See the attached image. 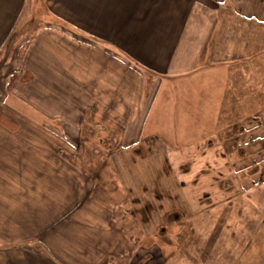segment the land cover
<instances>
[{
  "label": "crops",
  "instance_id": "obj_1",
  "mask_svg": "<svg viewBox=\"0 0 264 264\" xmlns=\"http://www.w3.org/2000/svg\"><path fill=\"white\" fill-rule=\"evenodd\" d=\"M42 7L0 0V264H264V0Z\"/></svg>",
  "mask_w": 264,
  "mask_h": 264
},
{
  "label": "rangeland",
  "instance_id": "obj_2",
  "mask_svg": "<svg viewBox=\"0 0 264 264\" xmlns=\"http://www.w3.org/2000/svg\"><path fill=\"white\" fill-rule=\"evenodd\" d=\"M44 2H45V0H29V9H28V11L29 12L32 11L33 8L35 10L36 7H38L39 13H38V15H36V14L31 15V14H29L28 11H26V13L22 16V18L20 20L19 27H21V26L23 27L25 25H28V28H29V32H25V34H28L29 33V34L34 35L35 31L42 25V22L41 21H42V18L44 16L41 13L43 12V7L42 6H43V3ZM252 21H254V20H252ZM253 37H254V40H259L258 32H253ZM243 42H244V39H242L240 41V43H243ZM251 47H252L251 48V54L252 55L255 56L256 54H258L260 52L259 47L255 46V45H251ZM248 50H250V47L247 48V51ZM241 51H243V50H241ZM247 51H246V53H247ZM257 56H261L262 59H263V61H264V52L263 53L260 52V54H258ZM249 63H250L249 64V70H252V74H253L254 86H256V85H258V86L259 85H263L264 86V62L263 63H260L259 61H256V58H255V59H252L251 61H249ZM255 80L257 82H261V84H255ZM247 97H249V95ZM2 99H3V97H2ZM2 103H3V101H2ZM1 108H2V106H1ZM252 113L255 114L257 112L254 111ZM227 114H228V112H227ZM231 114L232 115L235 114L236 116H232L231 115L230 117H233V118L236 117L235 119L238 121V119H240V116H241V114H243V112L241 113L240 111H237V112H232ZM235 119H232L231 122L236 121ZM158 129H159L158 131L162 135L167 136V132L165 131L164 128H161V129L158 128ZM203 129H209V128H207V127L206 128H200V127L188 128L187 129V133H188V136H189V140L194 139V138H197L200 135V133L203 131ZM229 130L231 131L232 137L235 136L236 138H238L241 135H244L242 129L239 128V127H235V128L221 127L220 131H221V134H222V138H223V136L229 135V133H228ZM173 132L176 133L177 130H173ZM178 133H179V130H178ZM226 138H228V137H226ZM226 143H223V144L225 145ZM228 144H230V143H228ZM227 146L228 145L226 144L225 147H227ZM234 160H236V159H234V158H229V159H226L225 158V159H223L222 158L221 160L220 159L219 160H206V164L205 165L207 166L206 168L209 167L210 169H212V168L216 169L217 167H219L220 165H222L223 163H225L226 164L225 170H229L228 163L229 164H233ZM194 161L195 160H192V162H194ZM126 162H127V160H126ZM252 165H253L252 164V159H250V158L243 159V164L240 163L239 164V168L240 167H245V166L248 167V166H252ZM222 170H224V169H222ZM244 177H245L244 172L240 173V177H237L236 179L233 176L230 177L228 174L222 175L221 180H219V183H220V186H221L220 191L217 190V187L215 188V191H212V188L215 187V185H212V178H215V176L214 175H207V177L205 178V187H206L205 192H210V193H212L211 195L214 194L215 198H217V199L223 198V197H227L228 194H229V191H227L226 188H229L230 190L235 189V185H237V183L240 181L239 179L240 178L243 179ZM217 192H219V194ZM209 198H211V197H209ZM166 225H169V224L167 223ZM174 229H175V227H171L170 228V231L172 232V231H174ZM158 241H159V238H158Z\"/></svg>",
  "mask_w": 264,
  "mask_h": 264
},
{
  "label": "trees",
  "instance_id": "obj_3",
  "mask_svg": "<svg viewBox=\"0 0 264 264\" xmlns=\"http://www.w3.org/2000/svg\"><path fill=\"white\" fill-rule=\"evenodd\" d=\"M32 79V74L29 71H25V73L22 76V80L23 81H29ZM2 97L0 96V122L4 123L5 125L9 126L10 128H16V122L15 120L9 116L2 108H1V104H2Z\"/></svg>",
  "mask_w": 264,
  "mask_h": 264
}]
</instances>
